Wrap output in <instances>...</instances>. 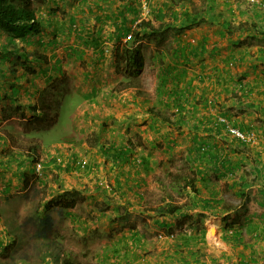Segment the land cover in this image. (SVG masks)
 <instances>
[{"label":"crops","instance_id":"obj_1","mask_svg":"<svg viewBox=\"0 0 264 264\" xmlns=\"http://www.w3.org/2000/svg\"><path fill=\"white\" fill-rule=\"evenodd\" d=\"M178 1L160 0L156 14L145 18L171 22L173 29L168 46L143 44V52L144 45L153 47L152 56L145 57L140 80L130 87L120 85L124 75L114 53L141 18L137 0H43L35 3L46 20L38 35L16 41V49L0 33V264H64L89 252L98 264H167V227L144 210L153 150L199 173L198 192L190 189L189 195L200 204L188 212L206 216L205 229L212 223L219 230L215 245L207 234L204 240L178 234L197 254L185 248L170 263L264 264V0H189L204 5L189 15ZM195 19L201 22L191 24ZM228 22L238 30L229 34L222 25ZM26 52L34 72L16 57ZM78 68L85 101L72 135L49 144L39 140L41 150H33L35 141L21 123L36 115L32 107L40 115L43 86ZM107 118L117 137L134 130L151 135L146 143L97 144L89 139L90 125L101 132ZM222 118L247 139L231 135ZM84 157L90 163L79 181L91 186L108 172L114 184L112 191L97 185L81 192L91 204L89 219L77 205L67 206L70 186H63L73 172L66 165L76 162L82 171ZM138 157L144 164L136 167ZM37 161L43 163L40 171ZM42 185L49 188L43 191ZM226 193L242 204L227 203ZM211 199L220 204L206 207L203 200ZM167 224L175 228L176 217ZM96 229L100 235L92 239ZM154 230L159 234L151 237ZM94 242L101 243L98 250Z\"/></svg>","mask_w":264,"mask_h":264},{"label":"trees","instance_id":"obj_2","mask_svg":"<svg viewBox=\"0 0 264 264\" xmlns=\"http://www.w3.org/2000/svg\"><path fill=\"white\" fill-rule=\"evenodd\" d=\"M31 0H0V33L6 35V40L9 45H13L17 49L16 41H25L30 37L38 35L43 26L46 24V20L37 14V6L32 5L30 3ZM185 1V0H184ZM182 0L184 3L185 10L183 13H197L196 11L189 10L187 7L186 2ZM189 2V0H186ZM191 2V1H190ZM176 4V3H175ZM181 2L177 5L180 6ZM159 17V15H158ZM164 14H160V18L162 19ZM201 20L195 19L191 20V24H199ZM223 26L228 29L231 33H234L238 28L234 27L232 24L224 23ZM189 26V25H187ZM185 26V28L187 27ZM172 24L171 22H161L160 24L156 25L150 19H142L140 20L135 28H133L130 32L132 33L131 39L123 42L120 41L116 47L115 57L118 70L124 75V79L121 82V86L130 87L134 86V84L138 83L140 80L141 70L144 67L145 63V55L143 52V44H148L151 41H157L161 43L163 39H165L171 31ZM22 50L23 47L21 48ZM15 54V51H13ZM12 52H9V55H13ZM8 54H5L7 57ZM19 58V61L24 65L26 71L30 70L34 72L29 64L30 54L29 53H21L16 55ZM23 59V60H22ZM61 80L60 82L58 81ZM65 77L58 78V81H53L52 83L48 84L41 90L40 99L38 101V107L42 110V114H37V108L32 107L33 111L36 113L35 116L26 120V128H24V132L27 135H34L37 139L42 138L45 141L46 134L51 132L54 129V124H51V116L58 119L56 124H59L63 112L66 110H70L71 106L68 105L69 99L67 97L74 96L76 99L82 98L78 92H74L67 89H62L63 81ZM49 94H54L57 97L47 101V96ZM83 99V98H82ZM51 108V109H50ZM51 110V111H50ZM55 121V120H54ZM25 125V123L23 124ZM38 143L39 140L32 139ZM57 141V140H51ZM49 141V142H51ZM38 146H31L33 150H38ZM171 182L170 187L176 191L178 195H184L188 197V199L184 202L177 200L174 196L172 190H166V197H164L158 206L155 208L149 209L153 214L152 216L155 218V223L167 227L166 228V236L169 237V247L166 250V260L167 264H171L170 260L173 257H178L180 253L184 251L185 248L189 249V253L192 257H196L197 251L191 249V246H195L194 244H186L181 243L177 238L178 234L176 231L183 228V225L186 223L187 218L192 219L193 216L188 212V209L192 207L193 203L195 202L194 198H190L188 190L191 189L192 192L197 193V178L199 173L196 170H191L187 174H172L170 173ZM102 187L101 185H99ZM167 189V187H166ZM192 200V202H191ZM205 206L208 207L209 205L218 204L219 201L214 202V200H203ZM59 205L60 203L57 202ZM220 204V203H219ZM72 207L73 204L67 205ZM169 217H176L177 224L175 228L168 227L167 219ZM228 215L224 216V221H226V227H228L227 220ZM197 220V219H196ZM193 224H189L188 228H192ZM204 233L206 229L203 227L202 230ZM64 264H81L79 261L76 260H69L64 262Z\"/></svg>","mask_w":264,"mask_h":264},{"label":"rangeland","instance_id":"obj_3","mask_svg":"<svg viewBox=\"0 0 264 264\" xmlns=\"http://www.w3.org/2000/svg\"><path fill=\"white\" fill-rule=\"evenodd\" d=\"M170 1L171 0H169V2ZM38 2H43V0H31L30 1V3L32 5H37L35 3H38ZM159 2H160V0H150V2L148 3V12H147V14L146 15L141 14L140 17H143V18H147L148 16L149 17H153L156 14V12H157V6H158ZM180 2H181V5L179 7H182V12H183V10L185 9L183 6H185V5H184V3H182V0L178 1V3H180ZM184 2H186L187 7L189 8V10L196 11L197 13L199 11H202V9L204 8L203 4H194V3L188 2L186 0ZM174 5H175V3H174ZM171 9H172V5H171ZM150 20H151V18H150ZM201 20H202V22L206 21L204 18L201 19ZM247 24L248 23H245L244 26L246 27ZM156 25H158V24H156ZM211 27H213V30L216 29V26L214 25V23L212 24ZM226 31L229 32V34H231V32L228 31V29H226ZM168 38L169 37H166L165 39H163V43H162L163 46H168L169 45V41L166 40ZM152 50H153V47H151V45H146V46L144 45V55H145L146 58H149V57L152 56ZM79 72H81L80 68L76 69L70 75H65V80L63 81L64 82L63 83V87H61V88L62 89H67V90H71V91H74V92H78V90H80V92H83L85 90V88L81 87L83 84L80 85V81L78 80L79 78L77 76V73H79ZM74 73H75V75H73ZM78 75L81 76V74H78ZM55 81H58V78L55 79ZM59 82H60V85H61V80H59L58 83ZM44 87L45 86H43V88ZM56 97L57 96L54 95V94H49V96H47L46 100L50 102V100H52V99H54ZM67 99H69V101L67 102L68 105L71 106L70 110L69 111L66 110V112H63V116H62L59 124H56V121L58 119H56L53 116H51L52 117L51 118V122L52 123H50V125L54 124L55 127H54V129L51 132L46 134V138H45L44 142L48 143V141H51V140H59L60 141L61 139H64L66 136L72 135V133H70L72 121H73V130H74V127H75L74 121H79L77 119L78 118V113L77 112L83 106L85 100L82 99V98L76 99L74 96H69V97H67ZM39 114H42V110L41 109H40V113ZM114 119H115V117H112V121ZM110 120H111V118H107V120H105V122L103 124L104 130L101 131V132H100V130L98 131V129H92V128L98 126L97 124L90 125V132L88 133L89 134V139L94 141V142H96L97 144H102L103 146H109L110 142H114V141H116L118 143H122V142H126V141H130V142L133 141L134 143H140V142L146 143V141L148 140L149 136L151 135L149 133H143V132H139L137 130H134V131H127V133H129L128 135L119 132L117 134H121V135L123 134V135H122L121 138H120V136L117 137L118 135H116V131H114V129L110 128V125H111L110 124ZM24 123H25L24 128H26V121L25 122L23 121L21 123V125L24 124ZM19 136H20V138L26 140V138H23V136L21 134H19ZM43 137H45V136H43ZM43 137H41L40 140H42ZM28 139H30V140L31 139L39 140L34 135H29ZM33 146H38V148L41 150L42 143H40L39 141L37 143L35 141V144ZM161 146H164V144H162ZM156 151L157 150H153L155 155L151 159L152 164H149V169L151 170V174H150L151 178H149L148 191L147 192L144 191L146 193L147 197H148V203L146 202L147 206L144 208L145 211L146 210L149 211V209H152V208H155L156 206H158L160 204V201L164 197L167 196L166 195V190H168V191L172 190V192H173L174 196L176 197V199L180 200L181 202H184V201H186L188 199V197L186 196L187 193L184 194V195L183 194L182 195H178L176 193V191H174L170 187V182H171V178H172L170 176V173H172V174H187V173H189L191 171V168H190L189 164L187 162L180 161L179 159H173L172 158V154H169V153L158 151V154L156 155ZM71 152H72L71 150L69 152L67 151L66 155L68 156L69 154H72ZM72 159L73 158H71V160ZM83 159H87L88 163H90V159L89 158L84 157ZM83 159H81V160H83ZM143 164H144L143 163V159L141 157H138L136 159V165L135 166L138 167V166H142ZM66 166H70L71 169L73 168L72 169L73 172L69 171L70 172L69 177H68L69 180L67 181V180L64 179V182H63V186L64 187L66 186V183H68L69 186H70L68 188V189H70L69 190L70 193H68L69 194V198L66 199L67 200V204L68 205L69 204H71V205L73 204V207L75 205H77L78 206V212L82 216H85L86 219H89L88 216H91V218H92V215L88 211L90 206H91V204L88 203V199L86 197H83L81 192L84 191V190L86 191L88 189H90V190L91 189H95V187L98 188L97 185L99 186L100 183H103V184H102V188L99 186V189H102V191H105V190L112 191V189L114 188V184L112 182L111 176H110V174L108 172H104V174L101 175L102 178L101 179L99 178L98 180L96 179L95 183L90 186V185H87V183H83L82 181L78 180V176L83 174V173H86L88 167L87 168H83V170L80 171L79 168H78V163L73 162V161H70V163H68V165H66ZM54 183H58V182H54ZM55 187L60 188V186H57V185H55ZM166 187H167V189H166ZM40 188L44 191V189H48L49 186L42 185ZM189 191H190V189L188 190V192ZM225 198H226L227 203L242 204V200L240 198L234 197L231 194L226 193L225 194ZM196 204L198 205V204H200V202H195L194 205H196ZM120 212L123 215L125 214V213H122L121 209H120ZM149 212H150V214H153L151 211H149ZM212 215H208V219H211L210 217H212ZM193 218H196V215H194ZM193 218L192 219L187 218L186 223L183 225V228L177 230L176 234H181V233L185 234L186 233V234H189L188 236H190V237L193 236V238H194V236H197V238H200L201 240H204V235H206V234L209 237V229L208 228H206L207 232L204 233L202 231L203 227H204L202 225H204L206 216L205 217L204 216L203 217H201V216L197 217L198 219L196 218L197 219L196 222H195L196 224H193V228L190 229V228H188V225L191 224ZM140 220H142V217H140ZM150 224H151V222H150ZM157 231L158 230H156V231L154 230L153 233H151L149 231L150 234H151V237L153 235L155 236L158 233ZM218 231L219 230L216 229V234L215 235L219 234ZM99 235H100V232L98 231V229H96V231L94 232V236H92V239L98 238ZM102 236H103V234H102ZM162 236H163V234H162ZM76 239L77 238H73V240L77 241ZM99 239H102V238H99ZM88 240H89V238L86 239V241H84V245L86 246L85 249H87L89 247L88 242H87ZM94 244L95 245H93V247H92L93 250H98L101 247V245H100L101 243L94 242ZM153 246L154 245L150 244L151 248H153ZM206 246L207 245L203 244V247H206ZM113 255L114 254L112 253L111 256H113ZM79 258H82L81 260H79V263H81V264H98V262L94 260L92 252H89L84 257L82 256V254H80ZM100 262H102V261H100ZM103 262H105V261H103ZM123 262H125V261H123ZM33 263L34 264H46V262H43V261L33 262ZM47 264H50V262L47 263Z\"/></svg>","mask_w":264,"mask_h":264},{"label":"built area","instance_id":"obj_4","mask_svg":"<svg viewBox=\"0 0 264 264\" xmlns=\"http://www.w3.org/2000/svg\"><path fill=\"white\" fill-rule=\"evenodd\" d=\"M138 2V6H139V10H140V14L146 15L148 12V3L150 2V0H137ZM144 19L143 17H141L136 23V24L140 21ZM132 37V33L128 34L126 40L131 39ZM222 121L226 123V129L227 131L235 136L236 138H239L240 140H246L247 136L245 134V132H243L241 129L232 126L231 124L228 123V121L225 118H222ZM79 165L81 166V168H87L89 166L88 160L87 159H83L79 162ZM36 169L38 171H40L41 169H43V164L41 161H37L36 163ZM103 183H100L99 185L102 186ZM108 186V185H107Z\"/></svg>","mask_w":264,"mask_h":264},{"label":"bare ground","instance_id":"obj_5","mask_svg":"<svg viewBox=\"0 0 264 264\" xmlns=\"http://www.w3.org/2000/svg\"><path fill=\"white\" fill-rule=\"evenodd\" d=\"M216 231L214 229V226L212 223H210L209 225V237L211 238V240L213 241V243L215 242H218V239L216 238Z\"/></svg>","mask_w":264,"mask_h":264}]
</instances>
